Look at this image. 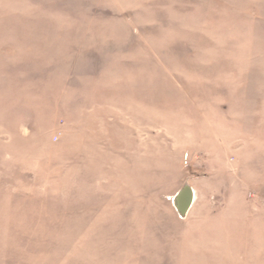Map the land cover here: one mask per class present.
Listing matches in <instances>:
<instances>
[{
  "label": "rangeland",
  "instance_id": "rangeland-1",
  "mask_svg": "<svg viewBox=\"0 0 264 264\" xmlns=\"http://www.w3.org/2000/svg\"><path fill=\"white\" fill-rule=\"evenodd\" d=\"M0 264H264V0H0Z\"/></svg>",
  "mask_w": 264,
  "mask_h": 264
},
{
  "label": "water",
  "instance_id": "water-1",
  "mask_svg": "<svg viewBox=\"0 0 264 264\" xmlns=\"http://www.w3.org/2000/svg\"><path fill=\"white\" fill-rule=\"evenodd\" d=\"M194 194L188 183H184L172 198V204L179 217H184L191 207Z\"/></svg>",
  "mask_w": 264,
  "mask_h": 264
}]
</instances>
